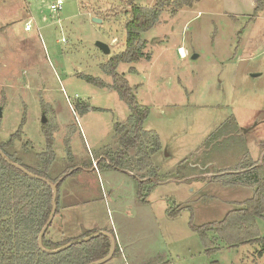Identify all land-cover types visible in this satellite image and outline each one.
Masks as SVG:
<instances>
[{"label":"rangeland","instance_id":"rangeland-1","mask_svg":"<svg viewBox=\"0 0 264 264\" xmlns=\"http://www.w3.org/2000/svg\"><path fill=\"white\" fill-rule=\"evenodd\" d=\"M133 1L149 7L161 0ZM169 1L156 25L142 34L151 59L117 67L137 100L149 108L143 128L155 130L161 141L153 162L160 178L168 176L153 180L146 202L137 197L136 177L93 161L119 147L113 124L125 123L129 110L115 90L81 77L112 83L101 66L125 48L128 0H64L55 13L49 9L53 0H0V142L25 117L21 139L7 150L39 169L37 153L46 147L42 124L47 123L56 154L48 170L52 178L78 165L100 170L65 177L57 192L79 184L86 199H97L85 207L96 211L97 225L125 240V257L119 254L105 264H264L259 244L228 246L218 240L219 248L208 253L190 226L222 220L253 194L251 187L225 186L212 177L263 156L264 8L252 19L254 0H200L172 14L175 0ZM98 41L109 45V54ZM83 104L88 107L81 112ZM227 119L239 129L232 127V133L203 147ZM82 222L83 229H97L90 218ZM256 224L264 237V214Z\"/></svg>","mask_w":264,"mask_h":264},{"label":"trees","instance_id":"trees-1","mask_svg":"<svg viewBox=\"0 0 264 264\" xmlns=\"http://www.w3.org/2000/svg\"><path fill=\"white\" fill-rule=\"evenodd\" d=\"M130 7L128 18L123 24L125 30V48L114 53L109 61L101 66L104 74L112 78V83L107 84L101 78L89 75H81L89 83L100 88L110 87L116 91L119 98L124 101L129 110V116L125 123L114 121V133L118 136L119 147L115 151L105 152L101 162L106 163L105 167L117 170H127L134 173L137 178V197L139 201L146 202L148 194L153 187L154 179H162L168 175H162L153 162V156L161 149L159 134L155 130H145L144 121L149 116L147 105L140 103L128 80L122 73L117 71L120 63H132L141 59L149 61L150 54L145 52L147 46L146 39L142 34L149 31L159 21V16L164 8L170 4L169 0H161L154 6L142 7L133 0H128ZM200 0H175L172 2V14L178 9L190 7ZM264 8V0H254V8L250 17L256 18ZM134 67L130 72L134 71ZM88 106L83 104L79 107L84 112ZM45 113V111H44ZM25 120V117L23 118ZM19 128L5 141L0 142V150L9 160L22 165L29 172L43 176L55 183L61 176L52 178L48 170L56 159L53 149V130L48 124H42V134L46 140L45 150L37 153V158L41 162L39 169H35L15 155L8 152L7 148L21 139L23 122ZM220 125L204 141L203 147H208L214 141L226 136L225 133H232L238 128L233 119ZM232 121V123H229ZM233 125V126H230ZM235 137V135H232ZM65 152L70 162L73 161V154L66 138ZM104 156V155H103ZM203 167V166H200ZM79 171L75 169L71 174ZM212 178L222 185H239L253 188V194L248 199L237 202L236 208L228 212L220 221H211L202 225L190 223L191 228L196 231L202 245L206 251L211 253L218 249L217 241H222L228 246H238L242 244H259L258 253L264 258V237L260 236L257 218L264 214V154L260 161H253L247 165H238L228 173L217 172ZM62 181L59 182L57 190ZM53 192L48 184L35 177H31L22 170L11 165L0 155V264H88L105 257L111 247L110 240L105 235H98L88 241L75 243L57 253H48L39 249L37 240L40 229L51 213V202ZM56 215L59 210V192L56 199ZM179 211H173V217ZM54 221L46 229L43 235L42 244L45 248L56 249L69 241L79 239L96 232L95 230L85 231L79 237H71L63 231L59 233L53 231ZM118 247L116 249L117 253Z\"/></svg>","mask_w":264,"mask_h":264},{"label":"crops","instance_id":"crops-1","mask_svg":"<svg viewBox=\"0 0 264 264\" xmlns=\"http://www.w3.org/2000/svg\"><path fill=\"white\" fill-rule=\"evenodd\" d=\"M179 48V47H178ZM177 48V49H178ZM184 50V49H183ZM185 51V50H184ZM109 84V83H108ZM264 154V151L262 152L261 156ZM260 156V157H261ZM103 155L100 153V155L96 158L97 161L93 160L94 162H99L100 158H102ZM96 164V163H95ZM79 171L75 174H71L73 170L78 169ZM85 170V172H89V171H93L96 174H101L100 170L98 168H96V170H93L92 167H86V166H80L78 165L77 167L75 166V168H73L72 170H70L67 174V178H77L78 175H82L83 171ZM123 171V173L128 174L132 177H134V173L131 171H127V170H120ZM65 180V178L63 179ZM62 180V181H63ZM100 181V180H99ZM65 183L62 182V187L64 186ZM79 184L75 185V186H71L68 189H66L64 187V189L59 193V210L60 213L58 214V217H56L58 220L56 222H54V226H53V231L59 233L60 231H63L65 234H67L68 236L71 237H79V235L83 234V232L87 231V230H107L111 233H113V235L115 236L116 242L118 244V251L120 253H116L115 255H113L109 260L101 263V264H105L107 262H110V260H112L115 256L117 255H121L122 257H125V252L127 251V245L125 243V240L120 238L118 239L117 234H115V230H111L110 228H106L105 226L96 223V221L98 222V220H96L95 215L94 214L96 211L94 209H89V208H85L87 207V203L91 202V201H95L97 199L90 197V199H86L83 195V192H81L80 190H78ZM61 188V186H60ZM59 188V189H60ZM104 188L102 187L101 190L103 192H105L103 190ZM78 190V191H76ZM76 194L78 196V200L77 201H71V196ZM103 198V199H102ZM102 198L98 197V200L101 201V199L103 200L102 206L104 207V205H106V197L103 194ZM82 209H86L87 212H83ZM107 209V208H106ZM93 212V213H92ZM110 210L107 209V215L110 217ZM89 215V216H88ZM89 218L93 220L92 224L90 226H92L94 224V226H96L95 228L97 229H92V228H87V229H83L81 227V224L83 223L82 221H89ZM55 219V218H54ZM98 226V227H97ZM76 228L78 229L76 231ZM123 259V258H122ZM124 260V259H123ZM125 261V260H124Z\"/></svg>","mask_w":264,"mask_h":264},{"label":"water","instance_id":"water-1","mask_svg":"<svg viewBox=\"0 0 264 264\" xmlns=\"http://www.w3.org/2000/svg\"><path fill=\"white\" fill-rule=\"evenodd\" d=\"M97 21V22H101V20L97 17H93L92 21ZM97 46L99 47V49L105 53V54H109L110 52V49H109V45L102 42V41H98L97 42ZM1 115H2V107H0V118H1ZM46 117L43 116V119H42V122H45L46 121ZM0 155L3 156L11 165L15 166L16 168H18L19 170H22L23 172H25L26 174H29L31 177H35L37 179H41L43 181H45L48 186L50 187L51 189V192H53V196H52V202H51V213L48 217V219L46 220V222L43 224L42 228L40 229V233H39V236H38V240H37V244H38V247L39 249L41 250H44L48 253H57V252H60L61 250L67 248L68 246L72 245V244H75V243H80L82 241H88L92 238H95V237H98V235H105L109 238L110 240V251L109 253L97 260V261H93V262H90L88 264H101L107 260H109L115 253V250H116V247H115V244H116V239H115V236L113 235V233L107 231V230H98L92 234H89V235H86V236H83V237H79V239H75V240H72V241H69L67 243H64L63 245H61L60 247L56 248V249H48V248H45L42 244V238H43V235L46 233V229L48 228V226L52 223L54 217L56 216V199H57V195H58V192H57V186L59 185V182L62 181L66 176L67 174L69 173H66L64 174L63 176H61L59 178V180L55 183H52L50 180H48L47 178L43 177V176H38V175H35L31 172H29L25 167H23L22 165H19L11 160H9V158L4 155L3 152H1L0 150ZM72 172V171H71Z\"/></svg>","mask_w":264,"mask_h":264},{"label":"built area","instance_id":"built-area-1","mask_svg":"<svg viewBox=\"0 0 264 264\" xmlns=\"http://www.w3.org/2000/svg\"><path fill=\"white\" fill-rule=\"evenodd\" d=\"M64 0H53V2H51V4L49 5V9L51 12L55 13L58 10H61L63 8L64 5ZM178 55L182 58L186 57V53L185 51L183 52V50L181 48H178L177 50Z\"/></svg>","mask_w":264,"mask_h":264},{"label":"bare ground","instance_id":"bare-ground-1","mask_svg":"<svg viewBox=\"0 0 264 264\" xmlns=\"http://www.w3.org/2000/svg\"><path fill=\"white\" fill-rule=\"evenodd\" d=\"M181 49L183 50V48L181 47ZM183 52H184V50H183Z\"/></svg>","mask_w":264,"mask_h":264}]
</instances>
